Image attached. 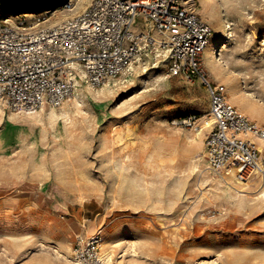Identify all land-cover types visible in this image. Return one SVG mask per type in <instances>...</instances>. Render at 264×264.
<instances>
[{
	"label": "rangeland",
	"instance_id": "374dc122",
	"mask_svg": "<svg viewBox=\"0 0 264 264\" xmlns=\"http://www.w3.org/2000/svg\"><path fill=\"white\" fill-rule=\"evenodd\" d=\"M89 1L0 0V19L42 27ZM198 10L214 30L207 49L220 44L212 80L264 125V0ZM167 63L147 53L108 85L80 81L57 108L12 112L0 98V264H71L75 234L99 227L115 264H264V177L231 186L209 169V91Z\"/></svg>",
	"mask_w": 264,
	"mask_h": 264
},
{
	"label": "built area",
	"instance_id": "2783aa9c",
	"mask_svg": "<svg viewBox=\"0 0 264 264\" xmlns=\"http://www.w3.org/2000/svg\"><path fill=\"white\" fill-rule=\"evenodd\" d=\"M78 1L59 5L72 10ZM198 9L199 0H90L81 11L42 27L28 26L21 16L0 19V98L12 112L57 108L75 95L80 81L100 87L147 53L164 56L168 75L209 91V169L223 174L235 161L237 179L247 182L264 169V125L242 113L212 80L205 51L214 30ZM103 241L101 227L76 233L70 263L115 264Z\"/></svg>",
	"mask_w": 264,
	"mask_h": 264
},
{
	"label": "bare ground",
	"instance_id": "6f19581e",
	"mask_svg": "<svg viewBox=\"0 0 264 264\" xmlns=\"http://www.w3.org/2000/svg\"><path fill=\"white\" fill-rule=\"evenodd\" d=\"M215 12V11H214ZM215 15V14H214ZM17 18V17H16ZM16 18H13V17H9L8 19L9 20H12L13 19V21L16 19ZM211 20V19H210ZM220 48V44L218 43V42H216V41H213L212 42V44H211V46H210V48L209 49H206V52H205V57H206V63L208 64V63H210V62H213V58L214 59H217L218 60V53H219V49ZM139 59H141V58H139ZM138 59V60H139ZM135 63H133L131 66H130V70L133 68V65H134ZM128 72V71H127ZM111 83V80L107 83V85L108 84H110ZM79 85V84H78ZM81 89V88H80ZM76 90H77V88H76ZM79 90V89H78ZM75 93H76V91H75ZM81 93L82 92H78V94L76 95V96H78L77 98H79L80 99V95H81ZM75 96V95H74ZM82 96V95H81ZM232 97H233V99L235 100V101H239L238 99V96L236 95V94H234L233 95V93H232ZM79 99H77V100H79ZM242 112L244 113L245 112V108H242ZM246 115V114H245ZM212 127V126H211ZM203 128V127H202ZM202 128H200L199 129V137H201L202 135H203V133H204V130L202 129ZM262 141H260L259 142V144L261 143ZM262 145L261 146H259V147H263L264 146V143L262 142L261 143ZM227 177H225V181H226V183H227V185H233V182H232V178L234 177L235 178V180L237 181V183H240L241 181H239L238 179H237V177H236V175H235V168H233V167H228L227 169ZM213 172V171H212ZM259 175H261L262 177H264V169L263 170H261L256 176H259ZM241 183H246V182H241ZM103 244H104V242H103Z\"/></svg>",
	"mask_w": 264,
	"mask_h": 264
},
{
	"label": "crops",
	"instance_id": "0c3cea01",
	"mask_svg": "<svg viewBox=\"0 0 264 264\" xmlns=\"http://www.w3.org/2000/svg\"><path fill=\"white\" fill-rule=\"evenodd\" d=\"M220 64H221V62H210V63H208V67L213 71V72H215L217 69H218V67L220 66ZM219 78V77H218ZM220 79V78H219ZM229 86V85H228ZM230 99V98H229ZM231 102V101H230ZM232 103V102H231ZM46 106H48V105H46ZM21 116H23V115H15V117H13V115L12 114H10V126L11 127H15V128H17V127H19V125H21V124H23V123H21L20 121H18V119H16V118H21ZM27 116H34V114H30V113H27ZM12 117V118H11ZM22 137V136H21ZM264 147V146H263ZM261 149V148H260ZM262 150V149H261ZM262 152H263V154H264V148H263V150H262ZM84 224V223H83ZM80 233H83V232H80ZM72 255V254H71Z\"/></svg>",
	"mask_w": 264,
	"mask_h": 264
}]
</instances>
